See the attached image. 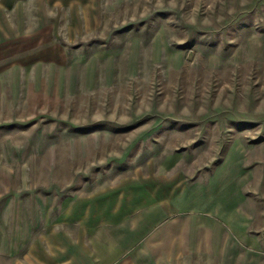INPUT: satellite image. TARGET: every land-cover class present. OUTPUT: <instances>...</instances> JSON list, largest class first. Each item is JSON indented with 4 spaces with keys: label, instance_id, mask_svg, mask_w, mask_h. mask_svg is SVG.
Wrapping results in <instances>:
<instances>
[{
    "label": "rangeland",
    "instance_id": "obj_1",
    "mask_svg": "<svg viewBox=\"0 0 264 264\" xmlns=\"http://www.w3.org/2000/svg\"><path fill=\"white\" fill-rule=\"evenodd\" d=\"M0 264H264V0H0Z\"/></svg>",
    "mask_w": 264,
    "mask_h": 264
}]
</instances>
